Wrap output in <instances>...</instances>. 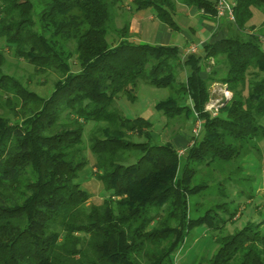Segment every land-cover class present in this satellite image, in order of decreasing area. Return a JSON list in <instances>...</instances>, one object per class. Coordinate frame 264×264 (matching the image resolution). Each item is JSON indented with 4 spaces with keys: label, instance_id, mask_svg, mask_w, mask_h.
Instances as JSON below:
<instances>
[{
    "label": "trees",
    "instance_id": "trees-1",
    "mask_svg": "<svg viewBox=\"0 0 264 264\" xmlns=\"http://www.w3.org/2000/svg\"><path fill=\"white\" fill-rule=\"evenodd\" d=\"M217 1L183 3L216 19ZM228 1L234 20H219L199 53L183 54L130 33L131 15L143 10L176 30L174 0L131 8L128 0H0V91L21 99L13 117L0 114V264H177L203 225L216 249L191 264H264V211L235 227L237 199L253 194L233 178L264 138V22L248 27L264 0ZM4 48L36 74L55 75L49 96L3 71ZM215 82L233 95L212 116L205 107ZM140 84L175 92L157 105L165 128L200 121L183 154L149 119L123 114L121 95L134 99ZM87 151L108 194L100 203H89L81 182ZM219 164L229 167L224 178ZM215 186L216 201L196 203L204 214L192 217L190 199Z\"/></svg>",
    "mask_w": 264,
    "mask_h": 264
},
{
    "label": "rangeland",
    "instance_id": "rangeland-1",
    "mask_svg": "<svg viewBox=\"0 0 264 264\" xmlns=\"http://www.w3.org/2000/svg\"><path fill=\"white\" fill-rule=\"evenodd\" d=\"M125 6L131 8L130 2H127ZM140 13H142L143 15L142 19H145L146 21L148 19V15L150 13L153 14L151 10H143L140 11ZM140 13L139 16L141 15ZM117 21L118 28L122 27V20L120 17L117 19ZM263 22L264 11L254 9L253 18L249 21L248 27H259ZM159 24L160 22L155 20L150 24V28H148V25H145V33H143V35L141 36H135V42L150 44L154 43L156 28L155 30H153V27H157ZM112 33L114 36L116 35L115 30H113ZM111 36L112 35L109 34L108 41H110ZM1 46L2 44L0 43V52L2 51ZM4 49L5 51H3V58H5V65L3 71L7 74L13 75L23 85L27 86L30 90L35 91L39 95L44 97L49 96V94L54 89V82L56 80L55 75L50 72L44 74H36L35 68L31 64L26 61H18L13 57L11 51L8 48ZM70 61L71 65L73 66V70L76 71V59L73 57V59H71ZM211 64H214V61H211ZM223 89L224 87L222 83L215 82L211 84L212 96L214 94L217 96L221 95ZM133 94L135 95L134 99H130L125 94L121 95L122 98L119 101V107L122 110L123 114L128 118L143 117L149 119L151 122H153L154 130L160 133L163 141L171 140L174 143L177 139L182 140L186 138L187 145L177 148L179 154H183L184 149L192 143V136L189 134V130H192V133H195L197 124L193 125L192 128H190V126L189 128L188 126H186V128L184 127L183 129H180L177 133L178 127L176 125L170 126L169 128L164 127L166 118L157 108V105L160 101L168 98L169 95H174L175 92L170 91L169 89H159L148 86L146 84H140L138 88L134 90ZM7 98H11L10 104L7 103ZM19 98L20 97L17 96L14 89L4 92L0 91V114H4L5 116L8 114L11 115L13 113V111L11 110L12 107H14L16 110H19L21 108V99ZM212 101L210 99L206 106ZM11 117L13 116L11 115ZM261 123L264 126V119H262ZM90 128L91 125H88L86 129L89 130ZM199 133L197 135H199ZM258 146V148L260 149H247L246 155L243 157L240 163V165L244 169L240 171V174L238 176H233V178L242 179L243 182H241L242 185L240 186L245 187L246 191L248 188L249 192L253 194V198L251 199H247L246 197H243L240 200L237 199V203L239 205L238 214L236 216V219L238 221L235 223V227L237 228L245 225L248 219L257 218L258 211H264V138L258 143ZM86 154L89 157L91 163L81 173V182L83 188L87 189L91 194L89 203H100L108 194L104 192L102 184L96 178L97 170L92 162L93 160L91 154L89 153V151H87ZM226 169L228 170L229 167H225L224 165L219 164V166L217 167V171H219L221 174L219 178H224L227 176ZM200 174L202 176L204 175L203 172H201ZM201 175L200 177H202ZM200 177L198 176V179ZM198 179L195 180V183L198 182ZM229 188L232 189L231 186H228V189ZM235 191L238 192L235 189L234 192L232 191V193H234L233 195H236ZM203 192L204 193L194 196L190 199L192 217H198L204 214V209L201 208L200 205H195L196 203H201L202 201L204 202V200L207 199L209 200L210 204H213L214 201H216L215 198L216 194L218 193V187L215 186ZM235 198V196L232 197V199ZM237 203H231L230 205L232 208H235V206H237ZM254 206L257 207L256 211L254 209ZM211 231L213 230L209 229L207 225L196 228L187 237L186 242L177 257V264H191L194 260L198 259V257H200L204 253L211 256V254L216 249L215 244L213 243V236Z\"/></svg>",
    "mask_w": 264,
    "mask_h": 264
},
{
    "label": "crops",
    "instance_id": "crops-1",
    "mask_svg": "<svg viewBox=\"0 0 264 264\" xmlns=\"http://www.w3.org/2000/svg\"><path fill=\"white\" fill-rule=\"evenodd\" d=\"M132 1L134 0H128V2ZM174 1L176 4L175 19L178 23L176 30L171 29L168 25L158 20L152 13L148 15L147 21L142 19V13L139 12L141 14L140 16L139 13H133L130 21L131 38L135 41V36H141L145 33V25H148V28H150V24L156 20L160 24L157 27H153V30L156 28L155 41L151 44L175 45L181 49L183 54L190 47L196 46L197 53H199L201 47L209 41L215 31L218 21L217 19L207 18L203 11L198 10L196 7L184 5L183 0ZM174 143L179 148L187 145V139H177Z\"/></svg>",
    "mask_w": 264,
    "mask_h": 264
},
{
    "label": "built area",
    "instance_id": "built-area-1",
    "mask_svg": "<svg viewBox=\"0 0 264 264\" xmlns=\"http://www.w3.org/2000/svg\"><path fill=\"white\" fill-rule=\"evenodd\" d=\"M235 6V3L233 2H229L228 0H218L217 1V6H216V10H217V15L216 18L219 22V20L227 18L231 21L234 20V14H233V8ZM197 52V47L196 46H192L188 49V51L185 54H190V53H196ZM224 89L222 91V94L217 96V95H213L211 97V103H209L206 108L205 111L209 112L212 114V116H217L219 114V109L224 106V104H226L231 98H232V92L228 89V87L226 85H223ZM197 129L195 130V134H198L199 131L201 130V124L200 121H198L197 123Z\"/></svg>",
    "mask_w": 264,
    "mask_h": 264
}]
</instances>
